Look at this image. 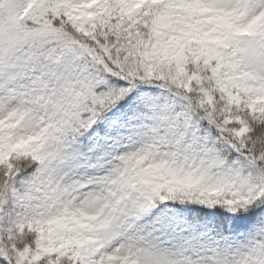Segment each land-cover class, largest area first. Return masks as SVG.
Masks as SVG:
<instances>
[{
    "label": "snow or ice",
    "instance_id": "obj_1",
    "mask_svg": "<svg viewBox=\"0 0 264 264\" xmlns=\"http://www.w3.org/2000/svg\"><path fill=\"white\" fill-rule=\"evenodd\" d=\"M0 264H264V0H0Z\"/></svg>",
    "mask_w": 264,
    "mask_h": 264
}]
</instances>
